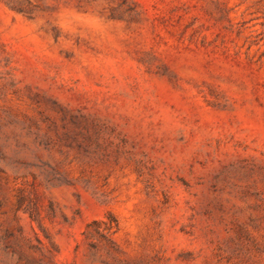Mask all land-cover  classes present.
<instances>
[{
  "label": "rangeland",
  "instance_id": "obj_1",
  "mask_svg": "<svg viewBox=\"0 0 264 264\" xmlns=\"http://www.w3.org/2000/svg\"><path fill=\"white\" fill-rule=\"evenodd\" d=\"M0 264H264V0H0Z\"/></svg>",
  "mask_w": 264,
  "mask_h": 264
}]
</instances>
